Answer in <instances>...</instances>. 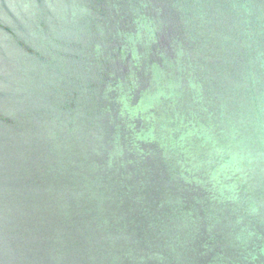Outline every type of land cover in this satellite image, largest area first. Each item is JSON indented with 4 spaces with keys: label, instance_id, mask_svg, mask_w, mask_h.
Segmentation results:
<instances>
[{
    "label": "water",
    "instance_id": "1",
    "mask_svg": "<svg viewBox=\"0 0 264 264\" xmlns=\"http://www.w3.org/2000/svg\"><path fill=\"white\" fill-rule=\"evenodd\" d=\"M0 264H264V0H0Z\"/></svg>",
    "mask_w": 264,
    "mask_h": 264
}]
</instances>
